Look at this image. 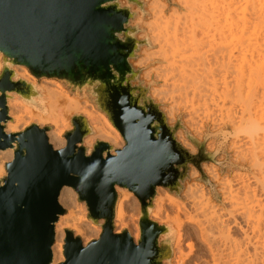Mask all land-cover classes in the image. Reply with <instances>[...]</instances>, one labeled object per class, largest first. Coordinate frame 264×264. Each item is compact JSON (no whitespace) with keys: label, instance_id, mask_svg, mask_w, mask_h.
I'll use <instances>...</instances> for the list:
<instances>
[{"label":"water","instance_id":"obj_1","mask_svg":"<svg viewBox=\"0 0 264 264\" xmlns=\"http://www.w3.org/2000/svg\"><path fill=\"white\" fill-rule=\"evenodd\" d=\"M126 2L0 0V150L13 148L6 176L0 178V264L51 263L64 187L85 203L88 219L100 225L101 233L83 244L66 229L59 264H171L170 228L149 216L156 189L178 195L188 166L199 169L217 153L205 151L210 135L202 142L188 135L197 148L191 154L175 138L180 121L168 125L148 88L131 84L139 71L129 60L148 40H138L139 28L130 24L136 17L131 6L143 14V3ZM14 65L24 66L37 80L55 79L72 92L85 91L124 146L114 149L97 140L88 153L82 143L92 130L79 114L72 116V129L59 149L48 141V126L31 123L6 133L7 94L25 100L39 96L30 84L15 79ZM116 187L132 192L139 203L137 241L127 230L115 233Z\"/></svg>","mask_w":264,"mask_h":264},{"label":"bare ground","instance_id":"obj_2","mask_svg":"<svg viewBox=\"0 0 264 264\" xmlns=\"http://www.w3.org/2000/svg\"><path fill=\"white\" fill-rule=\"evenodd\" d=\"M171 3L175 6L166 16L165 11L168 7L166 2L163 0L147 1L146 9L151 14V20H147L145 25L149 40L155 48L141 51L140 65L144 67L153 55L162 62L161 65L157 64L159 66L155 65V69L152 67L155 77L163 79L162 84H166L164 82L166 76L167 81L170 82H167L166 87L173 84L174 80L182 81L180 86L177 85L178 81L175 82L179 87L174 84L172 89L170 85V90L174 91L171 93L167 90L169 88L164 89L165 85L160 87L161 83L153 87L152 93L158 96L159 101H167L171 97L175 100V94L179 93L178 90L182 92L181 94L185 92L187 99L190 93L192 94L189 97L192 100L200 95L199 101H197L198 98L195 99L193 103L196 104L192 106L195 108L200 105L194 109L197 114H201L202 111L204 113L205 101H209V98L213 99V95L217 96V101L220 99L223 103L226 102L225 100L229 101L227 104L231 106L228 105V107L226 103L224 106L222 101L218 102V105L220 104L218 106L215 103L216 97L212 100L214 103L211 101V104L218 106H216L218 110H221L222 106L225 107L222 111L226 115L220 110L217 111L224 117L221 114L218 115L219 118L218 116L213 117L215 113L216 115L218 113L214 112L216 108L214 107L215 110H213V106L212 111L208 103L209 108H206L207 105L204 106L205 113L208 111V115L205 114V116H210L212 113L211 120L214 118L216 127L217 124L219 126L218 119L224 121L221 117L226 119L229 116L227 119L236 133L231 141L229 139L228 148L232 152V162L238 167L232 168V174L229 172L222 174L220 167L213 163L204 164L201 172L193 170L190 173L192 180L185 182L182 195L180 194L181 199L178 200L169 193L164 197L158 196L154 199V209H151L152 216L169 222L171 227L166 226L170 228L171 233H174V244L178 248L187 235V231H183L186 223L193 224L195 229L194 233H191L192 236H198L197 238L205 244L210 256L209 261L205 260L207 264H264V0H171ZM1 59L2 53L0 52V69L2 68ZM148 69L144 71V76L151 78V67ZM11 70L16 79L24 80L38 92L39 96L26 101L36 110L42 107L43 111L34 112L27 108L28 111L24 112L25 105L16 93H8L6 106L10 119L4 124L6 133L21 131L20 124L26 118L32 119L35 116L39 119H48L49 110H55L63 101L67 107H73L77 113L84 114L94 125L96 132H99L105 140L117 142L118 133H112L100 126L92 107H79L78 103H73L59 85L38 86L36 80L23 68L16 70L11 67ZM189 85L193 87L190 88ZM180 87L185 90L188 88V91L181 90ZM189 91L190 93L187 94L186 92ZM180 93L177 96L179 102L183 97ZM185 94H183V100ZM202 96L205 99H202ZM187 99L185 98V101ZM201 99L204 103L200 102ZM172 100L171 98L170 101ZM174 100L165 108L167 115L173 119L175 112H178L175 110L177 109L176 104L180 106ZM185 101L183 102L186 103ZM184 103L181 106L185 107V114L194 122L195 117L198 118L200 114L194 115L196 111L189 108V102H187V107ZM234 105L237 108L232 107ZM192 112L194 114H191ZM203 113L200 119H203ZM230 113H233V116ZM208 119L210 120V117ZM60 134L61 131H53L50 135V141L55 149L59 146L57 141ZM87 140L89 141V138ZM182 141L185 148L190 147L187 142ZM210 141L206 149L209 152L214 149V143ZM12 155L13 148L0 150V178L5 175L6 162ZM220 159L224 157L221 156ZM240 161L242 163H239ZM244 162L248 164L249 172L241 171L245 167ZM199 175L205 177V183L196 182ZM211 184L217 186L216 190L221 196L219 203L213 201L211 197L209 188ZM129 197H132V193L123 189L116 201L114 225L120 226L121 229L127 224L125 201ZM166 204L175 206L174 212H169L170 208L167 211ZM64 229H70L80 235L88 230V226L77 215L72 204L67 205L66 214L60 216L55 223L54 231L58 242L52 245L50 264H58L64 259L63 243L60 242L63 235L65 236ZM115 233H120V230L116 229ZM138 237L139 229L137 228L135 239L137 240ZM181 259L182 256L179 255L176 263L181 264Z\"/></svg>","mask_w":264,"mask_h":264},{"label":"rangeland","instance_id":"obj_3","mask_svg":"<svg viewBox=\"0 0 264 264\" xmlns=\"http://www.w3.org/2000/svg\"><path fill=\"white\" fill-rule=\"evenodd\" d=\"M120 1V4L122 5V6H125V5H127V2H126V0H119ZM142 3H143V10H144V13L142 14L140 11H139V9L135 6V5H132L131 6V8H132V10H134L135 12H136V17L130 22V24L131 25H136L138 28H139V31H138V33L136 34V38L138 39V40H144V39H147L148 40V45H142V46H140V48H139V50L136 52V56L134 57V58H131L130 60H129V63L131 64V66H132V68L134 69V70H138L139 71V75H138V78L136 79V80H134V81H132L131 82V84L133 85V86H136V85H142V86H144V87H146V88H148V96L153 100V102L154 103H156L157 105H158V109L161 111V112H163L164 114H165V116H166V119H167V123H168V125H170V126H172V125H174L176 122H177V120H179L180 121V124L182 125V127H180L176 132H175V138H176V140L182 145V140H184L185 142H187L189 145H190V147H186V149L191 153V154H196L197 153V148L194 146V144L188 139V135H190V136H192V137H194L195 139H197L198 141H200V142H202L203 141V139H204V137L206 136V135H210L209 137H208V139H207V141H206V143H205V151L206 152H209V151H207L206 149H207V143L208 142H211L210 140H212L213 141V145H214V149L210 152V153H214V152H216L217 154H216V156H215V158H214V161H212V162H204V163H202L201 164V166H200V168L199 169H197L195 166H193V165H189L188 166V175H187V177H186V179L184 180V181H182L181 182V185H182V188H181V190H180V193L178 194V195H176L175 193H170L168 190H166V189H163V188H161V187H159V188H157L156 189V196H155V198H157L158 196H162V197H164L165 196V194H167V193H169V194H172V195H174L178 200H180L181 199V195H182V192H183V189H184V187H185V182H188V181H191L192 180V177L190 176V173L193 171V170H196L197 172H201V168L204 166V164H211V163H213V164H216L217 166H219L220 167V171H221V173L222 174H226L227 172H229V174H232V171H233V169L232 168H234V169H236L237 167H238V165H236V164H234L233 162H232V152L230 151V148H228V146H229V143H230V141H231V138L233 137L234 138V136H235V130H234V128H233V125H231V122L230 121H228V115H229V113L227 114V116L228 117H226V119L225 118H223L224 117V115L223 114H225V112H223L222 111V109H223V107L227 104V102H229L228 100H225L226 102H224L223 103V101L220 99V100H218L217 101V96H214L213 95V99H211L210 100V98H209V101L207 100V101H205V103H206V105H207V107H206V105L204 104V106L206 107V108H209L208 107V104L209 105H211V110H212V106H213V108L215 107L216 108V106L218 105V102H221L222 101V103L224 104V106H222V109L220 110L223 114H221V113H218L219 112V110L216 108V110H215V108L213 109V110H215L214 112H217L218 114L216 115V113L214 114V116L212 115V113L210 114V116H207L208 115V111H207V113H205V111H206V108H204V106H203V110H205L204 111V113H203V111H202V113H203V115H204V117H202L203 119H200V116L202 115V113L200 114V116H197L198 118H196L195 117V121L193 122L191 119H189V117L185 114L186 113V109H185V107H183L182 108V106H181V104H183L184 102L183 101H185V98L187 99V96H186V94H185V92L183 93V94H185V98H184V100L182 99L183 97H184V95L183 94H181L180 93V90H178V92L180 93V95H182L183 97L181 98V100H183V101H181L180 100V102H179V100H178V98H177V96H178V94L176 95L175 93H173V94H175V96H176V99L174 100V98L173 97H171L173 100H174V102H178L179 104H180V106L178 105V104H176L177 106V109H175L176 107H175V105H173L175 108V110H177L178 112H175V118L173 119V118H171V117H169L168 115H167V113L165 112V108L168 106V104H170L171 105V102H173V100L172 101H170L171 100V98H170V100L168 99L167 101H159V99H158V96H154L153 95V93H152V91H153V87H155V86H159L160 85V83L161 82H163V79H157L156 77H155V72H154V66L156 65V66H159V65H161L162 64V62L160 61V59L159 58H156L155 56H151V59H149L148 61H147V63H146V65L144 66V67H142V65H140V62H141V55H142V50L143 49H146V50H153L155 47L151 44V42H150V40H149V35H148V33H147V28H146V25H145V23L146 22H148L149 20H151V14L147 11V1L148 0H140ZM164 2H166V4H167V10L165 11V14H166V16H167V13H168V15H169V12H171V8L172 7H174L175 5H173L172 3H171V0H163ZM168 2V3H167ZM180 11H181V9H180ZM148 20V21H147ZM141 36V37H140ZM2 63V62H1ZM157 64H159V65H157ZM151 67V71H152V77L151 78H147V77H145L144 76V71L147 69V70H149L148 68H150ZM152 67L154 68V69H152ZM12 68L13 69H16V70H21L22 68L23 69H25L28 73H29V71L24 67V66H21V65H14V66H12ZM0 71H1V69H0ZM154 73V74H153ZM30 74V73H29ZM31 75V74H30ZM35 80H36V83L38 84V86H40V85H46V86H57V85H59L61 88H62V90L64 91V92H66L67 94H68V96L70 97V99L72 100V102L73 103H78V106L79 107H85V108H91L92 107V111H93V113L97 116V119H98V121H99V125L100 126H103L106 130H108V131H110V132H112V133H118V135H119V138H118V140H117V142H112V141H109V140H105L100 134H99V132H96V130L94 129V125L93 124H91L90 123V121L88 120V118L84 115V114H79V113H77L76 111H75V109L73 108V107H67V105H66V103H64L63 101H62V104L60 105V106H58V108H56L55 110H49V115L47 116L48 117V119H46V120H44V119H39V118H37V117H33L32 119L31 118H26L21 124H20V128H22L21 130H23V129H25L28 125H30L31 123H35V124H37L39 127H50V129H48L47 131H46V134H47V137H48V141H49V143L53 146V143H51V141H50V135H51V133L53 132V131H56V132H58V131H61V134H60V137H59V140L57 141V144H59V146H57L56 147V149H59V148H62L63 146H64V144H65V139H64V134L67 132V131H69V130H71L72 129V126H71V118H72V116H74V115H81V116H83L84 118H85V120H86V122L88 123V125H89V127H90V129L92 130V133L90 134V135H88V136H86L85 138L87 139V138H89V141L87 140L86 141V139L84 138L83 139V143H82V145L84 146V147H86V150H87V152L89 153L91 150H92V146H93V144L97 141V140H100V141H103V142H106V143H108L110 146H112L114 149H120V148H122L123 146H124V142H123V140H122V138H121V136H120V133L117 131V129L111 124V122L108 120V118L106 117V115L105 114H103L102 112H100L97 108H96V106H95V104H94V101H93V98L91 97V96H89L85 91H83V92H78V91H75V92H72L71 91V89L67 86V84H65L64 82H62V81H58V80H55V79H36L33 75H31ZM154 77V78H153ZM167 77V76H166ZM164 78V82H166V84H162L161 83V85H160V87L162 86V87H164V85H165V87H164V89L166 90V88H169L170 87V85H171V87L175 84L176 85V83L175 82H177L178 80H174L175 82H173V84H169L170 82L169 81H167V78ZM169 77V76H168ZM170 78V77H169ZM16 79V78H15ZM169 80V79H168ZM171 80V79H170ZM167 82H169L168 84H169V87H166L167 86ZM171 82V83H172ZM182 81H178V84L177 85H182V83H181ZM181 83V84H180ZM184 85H185V83H183ZM176 85V86H177ZM187 85V84H186ZM185 85V86H186ZM179 86H177V87H179ZM185 86H182L183 88L185 87ZM188 86V85H187ZM190 86V88L191 87H193V86H191V85H189ZM174 88H175V86H174ZM189 88V90H191ZM195 88V87H194ZM194 88H192V90L194 91ZM163 89V90H164ZM172 89H173V87H172ZM175 89H177V88H175ZM174 89V90H175ZM179 89H181V87L179 88ZM167 90H170V88L169 89H167ZM181 90H185V89H181ZM196 90V89H195ZM171 91H173V90H170L169 91V93H171ZM185 91H188V88H187V90H185ZM174 92V91H173ZM192 92V91H191ZM195 92V91H194ZM193 92V93H194ZM196 92H197V90H196ZM210 92V91H209ZM10 93H15V92H10ZM168 93V92H167ZM169 93H168V97H169ZM177 93V92H176ZM187 94L188 93H190V91L189 92H186ZM199 93V92H198ZM192 93H190V95H191ZM195 94H197V93H195ZM189 95V96H190ZM198 95V94H197ZM197 95H195V96H197ZM212 95V94H211ZM210 95V96H211ZM16 96L17 97H19L20 98V100L22 101V104H24L25 105V107H23V111L24 112H26V111H28V109L27 108H29V110H33L34 112L35 111H43V109H42V107H39V109L38 110H36L33 106H31L24 98H22V97H20V96H18L17 94H16ZM172 96V95H171ZM188 96V98L191 100V103H193V101L195 102L196 100L195 99H197L198 98V100L197 101H199V99H200V95H198L199 97H195V99L194 100H192L190 97ZM179 97H181V96H179ZM216 97V100L214 99ZM192 98H193V96H192ZM189 99H187L186 101L187 102H189L188 104H189V108L190 109H193V111H194V109H196L197 107H200V105L199 106H197V107H195V108H192V106L194 107V104H196V103H193V105H191V103H190V100ZM202 99H205V98H203V96H202ZM202 99H201V101L200 102H203L202 101ZM212 100H215V103L217 104H215V106H214V104H211L213 101ZM170 101V102H169ZM185 101V102H186ZM212 101V102H211ZM217 101V102H216ZM187 102L186 103H184L185 105L184 106H186L187 107ZM200 102L198 103V104H200ZM210 102V103H209ZM204 103V102H203ZM208 103V104H207ZM214 103V102H213ZM226 103V104H225ZM173 104H175V103H173ZM203 105V104H202ZM220 105V104H219ZM218 105V106H219ZM228 105H230L231 106V104H227L226 106L228 107ZM217 106V107H218ZM180 107H181V109H180ZM232 107H236L237 108V106L236 105H234V106H232ZM201 108H202V106H201ZM225 108V107H224ZM190 109H189V111H190ZM200 109V108H199ZM198 109V110H199ZM228 109V108H227ZM226 109V112L228 111ZM232 109H235V108H232ZM209 110V112H210V109H208ZM212 110V111H213ZM223 110H225V109H223ZM196 111V110H195ZM194 111V112H195ZM211 111V112H212ZM234 112L233 113H235V110H233ZM191 112V111H190ZM201 112V111H200ZM213 112V113H214ZM230 112V111H229ZM232 113V114H233ZM191 114H194L193 112L191 113ZM199 114H197V111H196V114H194V115H199ZM205 114H207L206 116H205ZM223 115V117H221L222 119H224V121L223 120H221L220 121V119H218L219 120V126H218V124H217V127L215 126L216 125V121L215 120H213V122H214V126L212 125V120H211V116H213V117H216V116H218V115ZM231 114V113H230ZM231 114V115H232ZM236 114V113H235ZM194 115L192 116V117H194ZM226 115V114H225ZM231 115H230V117H231ZM233 116V115H232ZM205 117H206V119H205ZM208 117H210V120L208 119ZM220 116H218V118H219ZM217 118V117H216ZM228 118V119H227ZM194 119V118H193ZM205 119V120H204ZM231 119V118H230ZM197 120H198V122H197ZM217 120V121H218ZM200 121V122H199ZM220 122H221V124H220ZM199 123H201V124H199ZM218 123V122H217ZM26 124H28V125H26ZM24 125H26L25 127H24ZM213 126V129H212V126ZM215 127V128H214ZM227 130V131H226ZM232 138V139H233ZM182 139V140H181ZM229 139H230V141H229ZM183 146V145H182ZM54 147V146H53ZM184 147V146H183ZM185 148V147H184ZM193 150V151H192ZM112 153H114V151H111ZM13 156V155H12ZM12 156H11V158L10 159H8V161H10L11 159H12ZM221 156H223L224 157V159H220L221 158ZM219 160V161H215V160ZM7 161V162H8ZM6 162V163H7ZM239 163H242L241 161L239 162ZM244 165H245V167H243L242 169H241V171H243V172H249L250 170H249V167H248V164L246 163V162H244L243 163ZM232 165H234V166H232ZM236 166V167H235ZM222 168V169H221ZM5 172H6V170H5ZM6 176V173H5V175L3 176V177H5ZM196 182H203V183H205L206 182V179H205V177H201V175H199L197 178H196ZM212 186V187H211ZM209 188H210V194H211V197H212V199H213V201H216L217 203H219L220 202V200H221V196H220V194L217 192V190H216V188H217V186H216V184H211V185H209ZM124 188H120V187H116V191H117V193H118V197H119V195H121L122 194V190H123ZM126 191H128V190H126ZM216 191V192H215ZM128 192H130V191H128ZM214 192V193H213ZM130 193H132V192H130ZM213 193V194H212ZM181 194V195H180ZM215 194V195H214ZM154 198V199H155ZM58 201H59V204L62 206V208L64 209V214H62V215H60V216H63V215H65L66 214V212H67V205L68 204H72L74 207H75V209H76V213H77V215L86 223V225L88 226V230H87V232L85 233V234H83V235H80V234H76L74 231H72L73 232V235L74 236H78V237H80V239L82 240V243L83 244H87V243H89L90 241H92V240H94V239H97L98 237H99V235H100V233H101V227H100V225L98 224V225H96V224H93L89 219H88V217H87V215H88V211H87V208H86V205H85V203L84 202H80L79 200H78V197H77V194L71 189V188H68V187H65V188H63L62 190H61V192H60V195H59V198H58ZM125 204H126V213H127V217H126V220H127V224L125 225V227L123 228V229H121V227L120 226H116V225H114V229L116 230H120V232L122 231V230H127L131 235H132V237H133V239H134V241H137L136 239H135V233L137 232V228H138V216H139V211H140V206H139V203H138V201H137V199L135 198V196L132 194V197H129V199L128 200H126L125 201ZM166 209H167V211H168V209H169V212H174V210H175V206H173V205H167L166 204ZM174 208V209H173ZM153 209H154V201H153ZM149 215H150V217L153 219V220H155L156 222H158V223H160V224H164V225H167V226H169V227H171L170 226V224H169V222L168 221H161V220H158V219H156V218H153V216H152V210L150 209V211H149ZM164 215V214H163ZM59 216V217H60ZM58 217V218H59ZM115 224V223H114ZM191 224V223H190ZM189 223H186V225H185V228H184V230L183 231H187L186 233H187V235H186V237L184 238V240H182V242L180 243V246H179V248L178 247H176L175 246V244H174V241H175V235H174V233H170V235H169V238L171 239V244H172V249H173V252H172V257H171V259H170V263L171 264H177L176 263V260H178V256L179 255H181L182 256V263L181 264H207L206 262H205V260L207 261H209V259L208 258H210V256L208 255V251H207V249H206V247L204 246L205 244L204 243H202L201 241H200V239H198L197 237V235L196 236H192V234L191 233H194V229H195V227H194V225L193 224H191L190 225ZM137 227V228H136ZM181 229V228H180ZM64 230H66V229H64ZM68 230H70V229H68ZM191 231V232H190ZM64 232V231H63ZM59 238V237H58ZM164 237L162 236L161 237V239H163ZM193 238V239H192ZM63 239H64V235H63V237L61 238V240H60V242L61 243H63L64 244V242H62L63 241ZM197 239V240H196ZM194 240V241H193ZM58 241H57V238H56V234H55V241H54V245H56V243H57ZM191 244L190 246H189V244ZM53 245V246H54ZM190 247V248H189ZM204 252V253H203ZM206 252V253H205ZM203 255V256H202ZM205 256V257H204ZM64 257V256H63ZM64 260V259H63ZM62 260V261H63ZM61 261V262H62ZM60 262V263H61ZM59 264V263H58ZM180 264V263H179Z\"/></svg>","mask_w":264,"mask_h":264}]
</instances>
